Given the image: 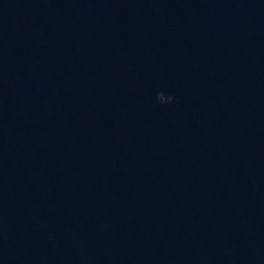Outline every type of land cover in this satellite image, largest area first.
Returning <instances> with one entry per match:
<instances>
[{"label":"water","instance_id":"obj_1","mask_svg":"<svg viewBox=\"0 0 264 264\" xmlns=\"http://www.w3.org/2000/svg\"><path fill=\"white\" fill-rule=\"evenodd\" d=\"M0 264H264V0H0Z\"/></svg>","mask_w":264,"mask_h":264},{"label":"clouds","instance_id":"obj_2","mask_svg":"<svg viewBox=\"0 0 264 264\" xmlns=\"http://www.w3.org/2000/svg\"><path fill=\"white\" fill-rule=\"evenodd\" d=\"M157 100L161 104L167 105V104L174 102L175 97L174 96H166L164 92H158L157 93Z\"/></svg>","mask_w":264,"mask_h":264}]
</instances>
